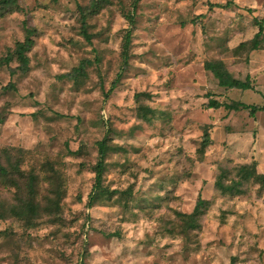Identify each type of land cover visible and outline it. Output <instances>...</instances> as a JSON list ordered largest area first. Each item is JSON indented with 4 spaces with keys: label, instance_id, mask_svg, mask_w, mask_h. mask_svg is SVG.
<instances>
[{
    "label": "rangeland",
    "instance_id": "obj_1",
    "mask_svg": "<svg viewBox=\"0 0 264 264\" xmlns=\"http://www.w3.org/2000/svg\"><path fill=\"white\" fill-rule=\"evenodd\" d=\"M133 1L90 13V42L80 7L92 0H19V12L0 17V59L35 31L30 70L0 67V154L20 157L23 172L19 195L0 182V202H28L30 175L40 206L56 189L63 197L57 224L0 220V264H264V186L252 180L236 197L214 187L221 163L244 166L240 177L255 163L264 175V111L206 108L264 107V45L234 52L253 38L255 17L264 24V0H140L123 70ZM214 60L237 79L250 75L254 89L220 87L206 69ZM206 129L212 144L199 161ZM200 195L212 206L199 230L183 229L176 213H192Z\"/></svg>",
    "mask_w": 264,
    "mask_h": 264
},
{
    "label": "trees",
    "instance_id": "obj_2",
    "mask_svg": "<svg viewBox=\"0 0 264 264\" xmlns=\"http://www.w3.org/2000/svg\"><path fill=\"white\" fill-rule=\"evenodd\" d=\"M140 0H134L132 2L131 11L124 13L125 20L130 24V27L126 30L124 45H123V70H126L128 67V62L130 59L129 47L131 44V32L132 28L135 25V15L138 8ZM113 4V0H92L91 6L88 8L80 7L81 12V23H82V34L85 39L90 42L91 36L88 33V24L87 18L88 15L97 14L101 10L106 9L107 7ZM20 2L19 0H0V17H5L13 13L20 11ZM259 17H255L256 32L253 35V38L241 42L235 49L234 52L240 50L249 49L250 52L257 51L262 48L264 45V24L259 21ZM35 31L31 28H26V38L23 42H19L16 45L14 52L8 55L6 58L0 59V67L8 66L11 74H15V71H20L22 73H27L30 70V59L28 53L33 49L35 45ZM11 59H14L18 63L16 69H12L9 66ZM85 64V63H83ZM73 70L67 77L77 78L84 71V65ZM206 69L213 74V76L218 81V84L222 88L226 89H240V90H250L254 89V84L251 79V76L248 75L244 81L235 79L231 72L226 67L225 63L221 60L210 61L206 64ZM121 76V75H120ZM114 86V85H113ZM7 89H15L13 84H9ZM148 96L146 93H139L136 95V99L139 100L141 97ZM224 106L226 110L231 111H241L247 110L251 113H256L257 111H264V107L255 106L251 107L242 102H235L233 104H224L216 100H210L206 105L207 109H219ZM145 107L140 106V111H144ZM142 119L148 121V117L145 113L141 115ZM7 120V114L2 115L0 113V123H4ZM212 144L211 135L209 130L206 129L202 136L201 144L197 150V155L199 161H202L205 158L208 148ZM106 144L105 141L99 143V161L95 166L96 174V187H101L103 182V176L106 166ZM18 153H24L23 150H19ZM11 150L4 149L3 155L0 154V182L3 186L8 188H15L17 195L22 191V186L19 184L20 178L23 176V172L20 170L21 159L18 157V160L12 161ZM5 161V164L3 163ZM244 166L235 165L234 167H229L226 163H221L218 170L219 175L215 182V190L221 195L225 196H243L246 194L244 186L246 183L251 182L252 180L264 186V175L257 172L256 164L249 166V172L245 177H240V173L243 170ZM229 176H233L232 179H228ZM37 177L35 175H30L28 179V184L26 189L29 191L30 200L28 202H19L14 206L6 207L0 202V220L6 219L7 217L14 218L17 221L24 224V227L27 229H34L37 225V221L41 217H46L49 220V223L57 224L59 222V215L61 214L62 206V194L60 189H56L52 192L53 197H48L44 206H40L39 203L34 201L35 198V188L37 187ZM212 206L210 200L204 199L201 195L198 197L196 205L190 214L176 213V216L182 223V228L187 230H199L201 228V220L203 216L207 214Z\"/></svg>",
    "mask_w": 264,
    "mask_h": 264
},
{
    "label": "crops",
    "instance_id": "obj_3",
    "mask_svg": "<svg viewBox=\"0 0 264 264\" xmlns=\"http://www.w3.org/2000/svg\"><path fill=\"white\" fill-rule=\"evenodd\" d=\"M256 32V31H255ZM255 34V33H254ZM234 77V76H233ZM235 79H237L236 77H234ZM238 80H241V79H238Z\"/></svg>",
    "mask_w": 264,
    "mask_h": 264
}]
</instances>
